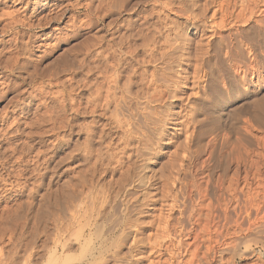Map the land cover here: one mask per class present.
I'll return each mask as SVG.
<instances>
[{
    "label": "bare ground",
    "instance_id": "obj_1",
    "mask_svg": "<svg viewBox=\"0 0 264 264\" xmlns=\"http://www.w3.org/2000/svg\"><path fill=\"white\" fill-rule=\"evenodd\" d=\"M66 1L67 4L64 6V0H32L31 3L30 1L24 3L22 0H13L12 5H20L19 8L17 7V12L27 11L30 4H33L30 16L26 20H23L24 18L17 20L16 16H12L15 12L12 13L10 10L3 12L0 8V18H8L6 20L8 23L1 32L11 35L7 41L1 39L0 45H8V49H11L10 52L13 54L5 57L3 61H1L2 58L0 59V70L11 69L12 72L34 73L38 68L33 54L34 49H43L47 52V49L53 46V42L60 41L66 30L72 37L82 35L94 25H98L101 27L100 31L105 33V36L96 38L93 43L88 44L89 47L86 46V53L79 62V68L85 79V76L92 72H97V76L102 77H99L101 82H97L94 88L96 89V95L94 94L93 97L95 99L92 97L91 99L95 100L93 108L94 111L98 109L100 117L109 115L110 122L107 131H111L112 136L118 139V142L116 141L117 143L113 145L115 151L113 158L111 157L114 160L111 166L121 170V173L125 172V178L121 180L124 184L119 186L117 193L119 192L118 194H121L120 197L123 198L127 192H132V195L127 194V198L128 195L132 196L129 199L131 210L125 205L120 211L117 210L118 212L112 208V211H107L105 205H110L113 195L111 196L106 191L96 193L100 194L99 197L96 196L97 198H93L92 195V203L99 201L100 208L93 207L90 212L86 208L83 216L76 215L80 221L84 220L79 230L80 235H77L84 241L82 245L85 246L84 252L87 254L77 262L79 264H103L105 263L104 252H110L109 247L120 249L128 246L127 249L130 252L134 250V253L132 252L135 254L132 262L134 264H140L144 260V250L147 248L151 250L150 256L156 258V262L150 263L149 261L150 264H186L185 259L183 263L181 258L184 253L189 252L186 248L190 245V251L193 250L192 256L189 252L192 257V263L189 259L190 264H203V261L208 260L207 256L211 253L213 245H210L211 249L209 244L207 246V242L206 246L209 248L206 247V252L202 251L203 238L200 237V241L199 233L204 234L208 230L219 229L217 225L220 223L224 226V222L226 223L229 217L227 216L229 205L233 201L237 203L235 198L238 197H241L242 204L239 202L237 215L241 218L243 215L251 219L253 217L252 221L247 219L248 225L242 232L251 233L258 223L262 226L261 221H264V93H261L258 88L264 84V49L262 51L256 49L251 43L246 53L242 45L248 32L256 31L264 36V9H259L260 5L264 8V0H148L145 3L135 2L136 4L134 3L130 9H127L129 0H84L83 4H80V0ZM49 7L51 13L45 14L44 12ZM67 7L85 10L84 18L78 20V17L71 16L61 27L60 22L64 17L63 8ZM113 10L117 18L110 22L109 28L102 22L107 13ZM164 11L173 12L178 22L171 19L169 21V16H165ZM52 24H56L54 29L45 33V30ZM37 29L41 31V34L32 33ZM196 35L199 36V40L194 38ZM246 54L250 55L249 59ZM259 93L260 97H254L255 94L260 95ZM243 97H249L250 101L240 105L239 101ZM215 98H219L223 105L235 101L233 109L229 111L231 117L229 125L233 129L232 134L222 130L220 135V131H213V128L206 126V118L201 119L200 117L202 110L207 109L205 107L209 109L214 104ZM121 106H126V109L130 111L134 110L131 116L140 112L138 117H141L139 120L134 118L135 123L131 122L133 119L128 114L126 115L131 119L123 117V113H120ZM213 106L215 108L216 105ZM141 118L146 130L138 124ZM170 130H173V133ZM103 131L99 133L102 134L101 139L104 138ZM116 133L121 135H115ZM105 135L107 137L110 133L106 132ZM180 135L183 139L170 156V161L168 160V174L164 173V166V168H159L160 174L156 173L152 166L156 163V155L162 150L161 145L174 144L175 146L173 139ZM111 139L110 137V141ZM232 142L234 147L230 150L231 158L225 159L218 167L219 169L211 168L215 146L218 143L230 145ZM199 145H202L204 151H202L204 156H200L201 159H198L195 153ZM187 175L189 179L187 177L188 180L184 185L182 181L183 178L186 180ZM180 185L182 188L179 187ZM68 186L59 192L50 190L44 193L45 195L43 194L41 200L44 203L41 202V210L36 213L39 220L45 221V215L49 218L53 217L56 215L55 211L62 212L65 203L75 199L77 194L69 191ZM158 195L160 198H156ZM114 196L118 197V195ZM158 204L160 208L156 210ZM104 208L106 211H102ZM146 208L158 211V215L153 218V222L148 221L145 226L142 220L149 216ZM10 209L9 215L15 211ZM175 213L181 217L184 216L187 223L179 227L176 221L181 224L184 222L177 220ZM72 219L74 220L75 217H71L73 222ZM230 224L233 225V223ZM176 225L179 228H176ZM149 227L156 229L157 233L154 238L149 236L144 241V238L141 239L138 234ZM202 227L207 231L203 230L204 233L200 231ZM56 237L62 248H67L71 242L70 239L62 238V236L61 239L58 235ZM130 237L132 241L129 240ZM106 246L109 247L106 249ZM247 247L244 246L241 253L234 248L233 255H243L244 252H248L249 247ZM103 249L106 250L102 251ZM94 250L99 253L88 256ZM162 250L169 255L164 262L159 260ZM118 256L114 257V260H118ZM66 264H69V261Z\"/></svg>",
    "mask_w": 264,
    "mask_h": 264
},
{
    "label": "rangeland",
    "instance_id": "obj_2",
    "mask_svg": "<svg viewBox=\"0 0 264 264\" xmlns=\"http://www.w3.org/2000/svg\"><path fill=\"white\" fill-rule=\"evenodd\" d=\"M0 1H1L0 3L1 10L3 12L9 11V10L12 13L15 12L12 16H16L17 20H22L23 18H24L23 20H26L30 16L29 15L31 13L30 11L33 8V4H30L31 6L28 7L27 11L21 12V10H19L17 12L20 5L18 6L12 5L13 0H0ZM28 1H30L31 3L32 0H22V2L24 3ZM80 1H81L80 4L84 3V0H80ZM218 1H221V0H218ZM66 2L67 1L64 0L63 2L64 6L67 4ZM135 2L145 3V2H148V0L146 1L145 0H129L127 2V9H130L134 5ZM259 9H264V8H262L260 5ZM50 10L51 8L49 7L44 13L47 14L48 12H50ZM78 10L76 9V7H73L71 9L70 7H67L66 9L63 8L64 17H62L63 20H61L60 22L61 27H63V25L66 24L67 19H69L71 16L78 17V20L84 18L85 10L83 9H78ZM110 12L107 13V15L103 18V22H102L103 25L107 27L109 25L111 26L110 22H112V20L117 18V14L114 12V10ZM44 13L42 14L45 15ZM164 13H166L164 14L165 16L167 15L169 16V21L172 20L174 22L176 21L178 22L176 15L173 12L164 11ZM0 20H2L0 22V40L2 39L4 41H7L10 39V36H11L10 33H2L1 30L3 29L5 24L8 23L6 21L8 20V18L1 17ZM4 20L5 22H3ZM54 25L56 24H52L50 28H47L45 30V33L50 32L52 29H54L55 27ZM100 30H101L100 26L94 25L90 30L86 31V33L82 35H75L72 37H71V34L67 32L66 30L63 33L65 35L60 39V41L53 42V46L49 47V49H47V52L46 50L43 51V49L42 50L34 49L33 54H34V58L37 60V67H38L37 71L34 72L35 74L32 72H25V71L24 72L23 71H13L12 72L11 69H1L0 70V175H1L0 176V189H2L0 190V214H1L0 226L4 225L0 227V237L2 236L0 238L1 239L0 240V247H1L0 256L3 254L0 258V264L1 263L2 264H24V263L25 264H66L68 261H69V264H79L77 260L87 254L84 252L85 246L82 245L84 241L78 238V235H77L80 233L79 230H81L83 226L82 223H84L83 222L84 220L82 219L80 221L79 220L80 218L77 216H81L83 214V211L86 208L89 212H90V209L93 207L100 208L99 201L97 202L93 201L94 204L92 203L93 198H97L100 196V194H96V193L106 191V193H110L111 196L113 195L114 200H113V197H111V200H110L111 203L109 205L110 207L105 205V208L107 211L108 210L112 211V209L115 211L117 210L120 211V209L125 207V205L129 206L131 210V206L129 205L131 204V202L129 199L132 196L129 197V195L130 194L132 195V192L131 191L127 192V194L129 193L128 198H127V194L126 196L124 195V197L122 198L120 197L121 194H118L119 192L117 193L119 186H122L124 184L123 183L124 181H121V180H124L125 172L123 171V173H121L122 172L121 170L114 169L111 166L114 161L112 159L113 158L112 155L115 151V147H113V145L118 142V139L116 140L115 136H112L111 131H107L108 123L110 122L108 118L109 115L100 117L99 112H97L98 109L94 111V108H93L95 106V104H93L95 100L92 101V99H95L93 97L96 95V92H95L96 89L94 88L96 87L97 82L98 83L101 82L100 81L101 79L99 78L101 76L100 75L97 76L98 74L97 72H92V73H89L87 76H85L86 77L85 79L84 74L82 75V71L79 68L80 67L79 62L83 54L86 53L85 51L87 49L86 46L89 47L88 44L90 45L91 43H93L94 40H96V38L105 36V33ZM32 33L39 35V33L41 34V31L37 29L35 30V32H32ZM245 36L246 38L244 39V43L242 46L246 50V53L249 50L248 45H251V43L252 45L254 44L253 46L256 47V49H259L261 51L262 49H264L263 48L264 47V36L259 34V32L251 31V32H248ZM194 38L196 39L198 38L197 40H199L198 35L194 36ZM4 48H5V51H3ZM10 51L11 49L10 50L8 49V45H0V56H1L0 59L2 58L1 61H3L5 57L7 58L13 55L11 54ZM249 54H246L247 58L250 57ZM93 73L94 74L97 73V74L94 75ZM92 79H93V82H92ZM258 89L259 91H261V93H264V84ZM260 96L261 94L260 95L255 94L254 97H260ZM248 101H250L249 97L247 98L243 97L239 101V104L243 105L247 103ZM234 103L235 101L227 105H223V103L219 101V98H215V102H214V104L216 105L215 108L213 106L214 104L211 106L212 109L210 106H209L210 107L209 109L208 107H205L207 109L203 108L204 110H202L203 112L200 115V117L201 119L206 118L207 122L205 121V123H207V125L205 123L204 124L207 127H211V129L213 128V131H217V132L220 131L221 132V133L219 132L220 135L222 134V130H224L223 132L229 131L228 133L232 134L233 129L229 125L230 119H231L229 111L233 109ZM91 108H93V110ZM123 108L130 113H126L127 111L123 110ZM46 109L48 111H46ZM120 111H121L120 112L121 114L123 113L122 114L123 117H127L129 119L132 118L133 120H131V122H134V123L136 120L134 118H137L139 120V118L141 117V116L138 117V115H140V112L139 114L137 112L135 116H131L132 111L133 113L135 111L134 110L130 111L129 109H126V106L120 108ZM126 114H128L131 118L127 116ZM205 114L207 115L206 117L203 116ZM36 117L38 118L36 119ZM141 121H142V118H141ZM141 121H138L139 122L138 124H140L141 128L143 129L145 128L146 130V126L143 124V121L142 122ZM140 122L142 123L143 127ZM208 123L210 126L208 125ZM102 125H103V128H102ZM228 125L230 126L229 128H228ZM99 127H101V129ZM99 129H100V132H99ZM101 130L102 131L104 130L103 139H101L102 134H99V133H102ZM106 132L107 134L110 133L111 136L108 135L106 137L105 135ZM170 132L173 133V130H170ZM115 135L120 136L121 134L116 133ZM110 137L114 140L111 139L110 141ZM182 139H183V136L180 135L176 137V139L175 138L173 139L175 146L174 144L172 145L163 144V146L161 145V148H162L161 152H159L161 148L159 149V151L158 150L156 151L157 153L158 152L159 153L156 155L157 160H156L155 165L152 166V169H154L156 173H159L158 171L159 168L161 169L164 166L165 168L164 167L163 168L165 170L163 171L165 174H168L169 172L168 171L169 170L168 160L169 158H171L170 156L172 155L176 147L179 145V143H181L180 141H182ZM230 145H222L218 143L215 146L214 152L212 154L211 164H210L211 168L219 169L218 167H220V164H222V162L225 161V159L231 158L230 156H232V154L230 150H232L234 147L233 142L230 143ZM113 148L114 150H112ZM196 151L198 152V154ZM196 151L195 153L197 155V158L201 159V157L204 156L202 145H199L196 148ZM93 161L94 163H92ZM111 168H113V170ZM4 176H6V178ZM187 177L188 175L186 176V180L182 177L183 184L186 183V181L189 179V177L188 179ZM158 182L161 183L160 180H158ZM183 184L182 186L184 187L185 184L184 185ZM65 186H68V188L70 187L69 191L71 190L73 191V193H75V195L77 194L76 197L78 198L76 199L75 197L74 200L67 201V203H65V208L62 210V212L55 211L56 215H54L53 217L49 218L45 215L44 218L46 220L43 219L45 221H42V219L39 220L36 213L41 210L42 203H44V201L41 200L43 198V194L50 192V190L52 192L62 191L65 188ZM182 186L180 185L179 187L182 188ZM85 192H87V194ZM114 195H118V197ZM159 196L160 195L156 196V198ZM240 198L239 197L235 198V201H237V203L233 201L232 204H230L231 206L229 205L230 209H228L229 214L227 215L229 217H227L226 223L224 222V226H222V224L220 223L219 225H217L219 229L214 228L216 230L211 229V231L210 230L207 231V229L204 230L202 227V229L200 230L202 232L203 230L207 231L206 233L203 232L204 234L199 233V235H201L199 236L200 241H201V238H203L202 240L203 242H201V246L203 245L202 248L203 247L204 248L201 250L206 252L205 249L208 246V244L209 246L211 244L213 245V249L211 247L212 245L210 246V248L212 249L210 251L211 253L208 256L206 255L208 257V260H207L208 262L203 261V264H256V263L264 264V226H263L264 221H261L263 222L262 226L259 225L258 223V226L255 227L254 230L251 231V233L242 232L248 225L247 219H250L252 221L253 217L251 219V217L247 218L243 215L241 218L240 216L237 215L238 205L240 206L239 202L241 203ZM178 202L180 203L181 201H178ZM97 203L99 204V206ZM105 208L102 211H106ZM159 208L160 206L158 204L156 206V210ZM4 209H7V210H4ZM9 209L15 210V211H12V213H10L9 215L8 214ZM146 210L148 211L149 216H147L146 218H143L142 220L145 223V226H146V223H148V221L149 223L150 221L153 222L154 221L153 218L156 217V215H158V211H151L149 210V208L148 209L146 208ZM16 211L17 213H15ZM5 212L7 214H5ZM101 214H103V212ZM150 216H152V218ZM174 216L175 218L177 217L176 218L177 220L180 219L179 221L182 220V222H184L181 224V222L177 223L176 221V224L178 226L179 225L183 226L187 223L185 218H183L184 216L181 217L179 216L178 213H175ZM33 217H37V218L34 219ZM71 217H75L74 220L72 219L73 222L71 221ZM76 217L79 219H77ZM181 218H183L184 220ZM14 219H16V221ZM26 219L28 221H26ZM54 220L56 223L54 222ZM19 222L21 223V225ZM37 222L39 224H37ZM68 222L69 223L71 222V224H69ZM230 223H233V225ZM80 224L82 225L80 226ZM24 226H26L27 228ZM178 226L176 228L180 227ZM9 227L10 229L8 230ZM42 228L44 229L42 230ZM47 230L50 232V234ZM141 232L142 233L138 234V236L141 239L144 238V241L149 236L154 238L157 233L156 229H154L153 227L152 228L149 227V229L146 228L144 229V231L142 230ZM57 235H58V238L60 237L59 239H61V236L62 238L70 239L71 242L70 244L68 243L69 245L67 248H62V245L58 242V240H56ZM71 235L73 236L71 237ZM67 236L68 237L70 236V237L68 238ZM79 239L81 241H79ZM250 239H252V241ZM129 240H131V237L129 238ZM131 241H128V242H131ZM204 242L205 244H203ZM206 243H207V246H206ZM189 246L190 245H188L186 249L189 250L192 256L193 250L190 251L191 247ZM244 246L249 247V248L247 247L248 252H244V254L241 256L233 255L234 248H237L235 250L241 253L240 251L244 250ZM107 247L109 246H106V249ZM109 248L108 250H110V252H104L105 255L103 257L105 259L104 261L105 263L103 264H134L132 263L133 259H135L133 258V255H135L133 254L134 250L130 252V250L127 249L129 248L128 246L121 247L120 249H113V248L109 249ZM106 249H103L102 251ZM43 251L45 252L43 253ZM150 251L151 250L149 248L144 250L145 258L143 261L140 262V264H148L149 261L150 263L156 262V258H154V256H150L151 255ZM115 252L117 256L120 253V255L117 258L118 260H114V257L116 256ZM161 252L162 253L160 255V258L159 257L158 258L160 262H164L168 259L169 255L167 254V252H164V250H162ZM189 252L187 251L186 253H184V255H182V258H181L182 261L185 259L184 261H186V264H187V261H188V264H190V262L192 263V259H191L192 257L190 256ZM93 253L94 255H97L99 251L94 250L92 253H89L88 256ZM112 254H114L113 255L114 257H112ZM63 259L65 261L62 262ZM189 259H190V262H189ZM151 260H153L154 262ZM128 261H130V263H128Z\"/></svg>",
    "mask_w": 264,
    "mask_h": 264
}]
</instances>
